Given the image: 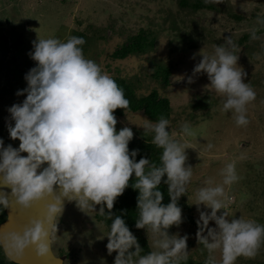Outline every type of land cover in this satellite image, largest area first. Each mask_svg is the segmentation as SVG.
Wrapping results in <instances>:
<instances>
[{
  "label": "clouds",
  "instance_id": "obj_1",
  "mask_svg": "<svg viewBox=\"0 0 264 264\" xmlns=\"http://www.w3.org/2000/svg\"><path fill=\"white\" fill-rule=\"evenodd\" d=\"M84 43L82 37L75 36L66 42L55 38L33 41L29 55L36 66L24 77L27 87L16 92L25 98L7 109L14 121L6 125L9 137L19 145L5 146L0 138V185L11 188L12 202L24 211L52 197L43 218L31 219L14 234V246L22 252L34 245L37 255L49 254L51 233L46 225L63 211L67 200L81 211H96L99 205L98 212L112 221L106 249L108 255L116 253L113 264H181L188 258L189 235L170 234L169 230L184 222L178 201L185 196L193 175V167L187 164V148L172 138L170 121L161 117L143 126L145 133L153 134L152 143L162 149L160 166L145 156L137 160L140 150L129 149L134 132L130 127L117 130L114 114L117 109H126L129 101L110 75L85 58ZM230 48L235 45L226 36L225 44L216 45L213 54H201L200 50L193 74H206V87L224 98L222 110L231 112L236 124L243 126L248 123L246 105L255 100L256 93L245 82L247 73L238 66L239 57ZM181 132L192 134L187 124ZM221 174L222 184L200 188L193 204L199 213L196 240L209 253L205 264H235L241 256L254 258L264 239V225L228 217L225 209L229 198L224 186L238 180L235 164H227ZM133 176L131 187L138 193L135 228L150 230L156 249L144 255L125 219L112 214ZM162 182L167 185V204L159 187ZM0 205L9 207L3 194ZM217 251L219 261L214 255Z\"/></svg>",
  "mask_w": 264,
  "mask_h": 264
},
{
  "label": "rangeland",
  "instance_id": "obj_2",
  "mask_svg": "<svg viewBox=\"0 0 264 264\" xmlns=\"http://www.w3.org/2000/svg\"><path fill=\"white\" fill-rule=\"evenodd\" d=\"M225 5L242 19L230 18L223 11L182 10L177 0H0V63H3L0 65V96L5 99L0 100V138L7 145H19L18 140L9 137L6 125L14 121L7 109L25 98L17 96L16 92L27 87L24 77L36 66L29 55L33 41L55 38L66 42L74 31L92 27V30L103 31L105 38L91 36L83 51L85 58L95 61L102 72L111 77L138 75V94L157 88L159 94L170 101L168 130L174 140L186 146L187 164L193 167L185 196L178 201L182 214L188 213L196 221L199 217L193 205L196 193L200 188L222 184V170L234 163L238 180L224 186L229 198L225 211L230 219L241 217L264 225V0H224L222 7ZM162 8L169 11L164 28L176 23V34L159 33L155 49L145 55L112 60L110 53L115 47L128 34H135L143 26L142 21L147 24L145 16L155 17L152 26L158 25ZM4 17L10 19L8 25L4 24ZM247 32L251 36L242 43L243 33ZM226 36H230L235 45L229 50L239 57L238 66L247 73L245 82L256 93L255 100L246 105L248 123L243 126L236 124L231 112L222 110L224 98L206 87L209 83L206 74H193L194 65L201 58L200 50L201 54H213L216 45L225 44ZM189 38L195 46L189 47ZM194 54H197L195 58ZM150 60L170 65L167 88L163 89L150 76L154 71ZM188 77H192L191 83ZM116 118L117 130L130 127L137 136L153 138L151 132H144L143 126L152 121L142 112H129ZM185 124L189 125L191 135L182 134ZM99 207L96 206V211L91 208L81 211L70 202L57 214L52 249L56 254L67 256L65 264H113L116 253L108 255V233L95 218ZM210 226H214V222H210ZM176 232L189 235V258H208V250L196 240L197 226L183 222L179 228L173 227L172 233ZM144 234L151 250H156L150 230L145 229ZM214 255L219 261L220 252ZM235 264H264V239L254 258L241 256Z\"/></svg>",
  "mask_w": 264,
  "mask_h": 264
},
{
  "label": "trees",
  "instance_id": "obj_3",
  "mask_svg": "<svg viewBox=\"0 0 264 264\" xmlns=\"http://www.w3.org/2000/svg\"><path fill=\"white\" fill-rule=\"evenodd\" d=\"M224 0H211L209 3H205L204 0H177V6L182 10H191L193 12H197L200 10H210L215 12H224L230 18L236 19L240 21L242 17L233 12L229 5L223 6ZM218 2V3H217ZM136 7V6H135ZM162 8V16L160 20L157 21V26H152L155 17H146V22L142 21L143 26L138 28L135 34H128L124 41L120 42L115 49L110 53V57L112 60H123L128 57H136L145 55L155 49L156 41L158 39V35L161 32H165L166 34L170 33L171 35L177 27L175 24H172L171 27L164 28L163 22L167 21L169 17V11ZM147 12V11H144ZM131 16H135L134 13L130 12ZM174 22V21H173ZM171 22V23H173ZM91 29L92 32L88 33ZM118 34V33H117ZM176 34V32H175ZM73 36L82 37L85 43L81 46L84 51L89 41L93 38L100 39L105 38V35L101 30L93 29L92 27L85 28V31H74ZM251 36L250 32L243 33L242 43L248 40ZM190 42H188L189 47L195 46V43L189 38ZM150 66H153V73L150 75L152 78L156 80V82L161 87L167 88L170 84L168 82L169 75L171 74L170 65H164L165 63H155L150 60ZM138 75L132 76L133 78H128L124 76H120L118 74L112 75V79L118 84L120 88L123 89L125 98L129 101V105L126 109H117L115 111V116L122 117L124 114L129 112H142L144 116L147 117L148 120L152 122H157L161 117L168 119L171 113L170 101L168 97H162L159 94V90L157 88H152L147 94H138L137 93V80L136 77ZM0 100H5L2 96H0ZM4 144L6 142L4 141ZM129 149H139L140 154L137 156V160L140 159L141 156H145L150 159L151 163L156 166H160V156L162 153V149L157 148L150 138H142L134 134V139L129 144ZM148 171V169H145ZM135 182V178L130 180V186L125 190L123 195L117 198L114 208L112 209L113 216L120 215L123 219H125L126 224L129 226L130 230L137 237L138 242L140 243L143 251L141 255L147 254L152 251L149 245V242L144 234V229H136L135 222L138 218V211L136 210V199H137V191L133 190L131 187V183ZM160 190L164 194L163 203L167 204L169 202V197L167 194V185L163 182L159 186ZM187 210V207H184ZM107 213V209H105ZM5 209L2 205H0V225L5 220ZM95 218L98 222L102 223L105 227L107 233L110 231L112 221L107 219L106 215H101L99 212L95 214ZM184 223L190 224L193 226H197L196 221L193 216L186 213L183 215ZM173 227L169 230L170 234L172 233ZM62 254V253H61ZM64 255V254H63ZM206 259L203 260H195L193 258H187L186 261L181 260V264H205ZM0 264H14L11 261L7 260L3 255V251L0 245Z\"/></svg>",
  "mask_w": 264,
  "mask_h": 264
},
{
  "label": "water",
  "instance_id": "obj_4",
  "mask_svg": "<svg viewBox=\"0 0 264 264\" xmlns=\"http://www.w3.org/2000/svg\"><path fill=\"white\" fill-rule=\"evenodd\" d=\"M6 23L9 24V21L6 20ZM5 146L7 145L5 144ZM22 155L27 154L22 153ZM0 194H3L9 200V207L5 208V220L0 225V245L4 256L14 264H63L64 256H55L51 250L53 228L56 216L59 212L46 225L51 233L49 254L44 256L37 255L34 245H30L22 252H19L14 246V234L22 231L23 227L27 225L31 219L43 218L46 206L51 201L52 197L36 203L30 210L24 211L12 202L13 198L11 196L10 187L0 185ZM56 194H58V190ZM69 203V201L64 200L63 209L67 207ZM17 257H19V261H17Z\"/></svg>",
  "mask_w": 264,
  "mask_h": 264
},
{
  "label": "flooded vegetation",
  "instance_id": "obj_5",
  "mask_svg": "<svg viewBox=\"0 0 264 264\" xmlns=\"http://www.w3.org/2000/svg\"><path fill=\"white\" fill-rule=\"evenodd\" d=\"M4 20H5V22H4V24L6 23V20H8L9 22H10V19H7L6 17H4ZM7 25H8V23H6ZM1 55V54H0ZM2 56V55H1ZM2 59H0V61H1ZM3 63H0V65H2ZM7 145V144H6ZM52 241H53V239H52ZM52 241H51V250H52V252L54 253V255L55 256H64V260H63V264H65V262H67L66 260H67V256L66 255H63V254H61V253H59V254H56L54 251H53V249H52ZM3 251V250H2ZM3 255H4V253H3ZM6 258V257H5ZM7 259V258H6ZM8 260V259H7ZM77 261V260H76ZM68 264V263H67Z\"/></svg>",
  "mask_w": 264,
  "mask_h": 264
}]
</instances>
